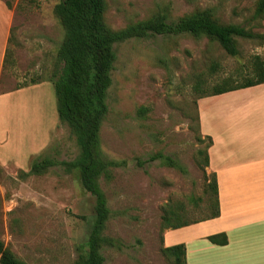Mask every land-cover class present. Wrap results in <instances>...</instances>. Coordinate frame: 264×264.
Here are the masks:
<instances>
[{"label": "rangeland", "instance_id": "1", "mask_svg": "<svg viewBox=\"0 0 264 264\" xmlns=\"http://www.w3.org/2000/svg\"><path fill=\"white\" fill-rule=\"evenodd\" d=\"M6 1L15 11L6 76L19 86L40 88L29 89L10 103L8 122L25 137L1 150L7 163L0 162V238L28 264H74L89 238L95 197L82 186L78 171L67 173L62 166L22 176L40 156L70 161L79 154L75 135L59 119L56 89L50 81L59 67L58 49L64 38L54 12L60 0ZM257 2L107 0L106 21L121 29L157 13L176 21L212 7L221 22L264 34L260 19L249 21ZM236 39L235 56L209 37L188 33L115 45L117 60L101 139L105 154L124 164L114 169L110 180L101 179L111 209L105 235L120 243L104 246L105 264H177L162 251L167 230L164 210L182 206L191 221L211 213L207 190L212 173L204 168L199 153L209 139L196 120L198 97L193 85L198 80L215 85L253 77L256 56L264 60V39ZM143 106L150 108L146 116L138 112ZM226 113L236 116V109ZM236 117L240 122V113ZM214 119L218 127L217 113ZM159 152L177 159L187 173L160 159L150 160Z\"/></svg>", "mask_w": 264, "mask_h": 264}, {"label": "trees", "instance_id": "2", "mask_svg": "<svg viewBox=\"0 0 264 264\" xmlns=\"http://www.w3.org/2000/svg\"><path fill=\"white\" fill-rule=\"evenodd\" d=\"M54 12L64 29V38L58 49L59 67L50 81L56 89L59 119L75 135L79 154L70 161L58 160L49 155L40 156L34 159L29 172H22V176L41 175L54 166H62L67 173L78 171L82 186L96 201L95 218L89 238L74 264H105L104 246H117L120 243L105 235L111 209L101 186V179L110 180L114 169L124 164L123 161L111 159L105 154L101 139V127L109 112L108 93L113 85V71L117 60L115 45L134 38L188 33L196 38L209 37L235 56L239 53L237 37L264 39V34L256 33L242 24L221 22L212 7L197 10L176 21H169L167 13H157L121 29H113L106 21L107 0H60ZM256 19L264 21V0H258L249 21ZM261 83H264V60L256 56L253 77L245 78L242 82L226 79L215 85H205L202 80H198L193 85V90L198 100ZM196 106V120L200 129L198 103ZM149 110V107L143 106L138 112L146 116ZM206 137L209 144L205 150H199L204 156V168L209 166L208 149L213 143L210 136ZM155 159L187 173L186 167L170 155L159 152L150 158ZM207 192H210L208 206L211 210L207 217L191 221L186 219L182 206L169 205L162 217L164 227L178 229L218 217L220 202L215 173H212ZM208 239L214 244L228 243L225 233L210 235ZM162 251L177 264H187V247L184 243L164 246ZM0 264L28 263L18 258L0 238Z\"/></svg>", "mask_w": 264, "mask_h": 264}, {"label": "crops", "instance_id": "3", "mask_svg": "<svg viewBox=\"0 0 264 264\" xmlns=\"http://www.w3.org/2000/svg\"><path fill=\"white\" fill-rule=\"evenodd\" d=\"M14 18V9L0 0V162L4 164L7 159L1 150L25 137L8 122L10 103L29 89L40 88L19 86L6 76ZM197 103L200 130L213 141L206 170L216 174L220 215L167 229L165 245L184 243L188 264H264V83L203 97ZM233 108L236 116L240 113V122L226 113ZM215 113L220 118L218 127ZM221 233L228 237L225 245L208 239Z\"/></svg>", "mask_w": 264, "mask_h": 264}]
</instances>
